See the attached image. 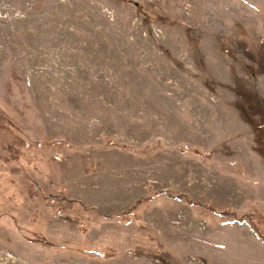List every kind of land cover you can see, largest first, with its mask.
<instances>
[{
  "label": "rangeland",
  "instance_id": "1",
  "mask_svg": "<svg viewBox=\"0 0 264 264\" xmlns=\"http://www.w3.org/2000/svg\"><path fill=\"white\" fill-rule=\"evenodd\" d=\"M0 264H264V0H0Z\"/></svg>",
  "mask_w": 264,
  "mask_h": 264
},
{
  "label": "built area",
  "instance_id": "2",
  "mask_svg": "<svg viewBox=\"0 0 264 264\" xmlns=\"http://www.w3.org/2000/svg\"><path fill=\"white\" fill-rule=\"evenodd\" d=\"M50 202H51V204L53 205V206H57L58 205V202H59V199L57 198V197H52V199L50 200ZM58 212L59 213H61V210L60 209H58Z\"/></svg>",
  "mask_w": 264,
  "mask_h": 264
}]
</instances>
